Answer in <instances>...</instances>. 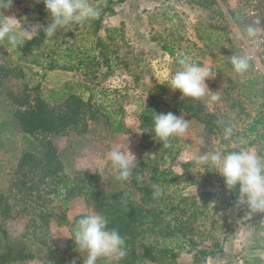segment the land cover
Masks as SVG:
<instances>
[{
    "label": "rangeland",
    "instance_id": "1",
    "mask_svg": "<svg viewBox=\"0 0 264 264\" xmlns=\"http://www.w3.org/2000/svg\"><path fill=\"white\" fill-rule=\"evenodd\" d=\"M90 3L100 10L97 18L58 31L51 41L40 31L18 49L0 42V108L3 101L11 102L7 92L32 104L35 97L48 101L50 91L74 93L83 101L89 97L100 107L91 112L93 118L84 114V129H66L52 139L62 175L74 181L61 190L60 197L50 194L46 180L37 182L29 176L25 186L37 182L38 192L24 203L10 199L11 210L4 220L0 210V224L9 239L26 229L31 239L27 243L31 259L7 264H53L56 259L58 264L74 260L83 264L73 241L66 239L70 232L61 219L72 222L96 211L97 203L111 201V195L128 197L144 210L155 208L160 198L170 204L168 212L156 211L163 233L155 238L146 232L130 246L135 254L140 253V245L150 244L170 246L176 264H264V213L250 217L246 208H237L216 170H198L189 159V153L197 149L201 154L251 149L264 157V58L257 70L250 63L243 75L231 70L228 59L242 54L240 45L249 38L241 39L237 32L249 25L257 29L255 38L264 57V0ZM0 14L14 16L22 29L49 23L43 3L34 0H13ZM197 24L211 25L217 39L210 45L198 41L197 47L189 45ZM163 46L172 51L171 57L161 50ZM179 54L210 70L205 83L210 93L218 92V100L211 101L210 94L201 100L180 98L178 91L163 85L179 67ZM77 60L81 66H76ZM49 62L54 67L50 71L45 66ZM77 81L89 84L90 91L74 89ZM35 85L38 89H33ZM160 86L161 91H156ZM102 107L110 113V120L126 129L124 134H113L104 126ZM151 108L156 114L172 112L189 121L185 135L174 138L168 148L152 137H142L146 129L139 127V114ZM226 127L232 128L229 140L223 139ZM116 145H128L136 156L137 167L128 181L117 180L107 160ZM20 151L17 137H0V189L9 187L12 194L17 193L12 186L23 180L12 175ZM153 185L160 187L159 196L154 195ZM15 199L19 201V196ZM200 252L209 254L203 257ZM97 264L109 262L99 260Z\"/></svg>",
    "mask_w": 264,
    "mask_h": 264
},
{
    "label": "trees",
    "instance_id": "2",
    "mask_svg": "<svg viewBox=\"0 0 264 264\" xmlns=\"http://www.w3.org/2000/svg\"><path fill=\"white\" fill-rule=\"evenodd\" d=\"M123 1L116 0V2ZM215 30L211 25L197 24L194 29L195 38L202 44L210 45L217 39V36L213 33ZM4 43L7 45V41ZM161 50L169 57L172 56L169 47L163 46ZM79 65L81 66L82 62L77 60L76 66ZM45 66H47L48 71L54 68L50 62ZM0 71H3L2 67H0ZM19 73V76H22V72ZM2 76L0 75V77ZM89 86L86 82L77 81L74 89L81 87L82 91H90ZM33 89H38V85L33 86ZM155 90L161 91V86L156 87ZM102 92L100 89L99 93ZM6 95L11 97L12 103L10 100L3 101L4 106L0 108V137L3 136L6 139L17 137L22 151L18 155L12 175L14 174L16 178L23 180L12 186L15 188L16 194H12V189L9 187L6 190L0 189V210L3 217L5 216L1 220L9 216L11 207L8 201L10 202V199H13L15 202L24 203L31 194L38 192L37 182L46 180L49 192L54 198L60 197L61 190L74 182L73 180H67L62 175L61 160L52 139L66 129L76 131L78 126L84 129V114H90V118H93L91 112L100 108L91 103L89 97L83 101L79 95L77 96L74 93L65 94L59 91H50L49 96L51 97L48 101H42L35 97L31 100L32 104L27 103L25 97H18L9 92ZM149 98H152V95L149 94ZM21 106L25 107L22 111ZM102 109L105 116L104 126H107L113 134H124L126 129L123 128L121 123L115 119L110 120L111 116L106 111V107H102ZM153 113H155V109L151 108L142 110L139 114V127L146 129L142 133V137L146 140L153 136ZM173 141L174 139L171 142ZM155 172L153 171L152 175H155ZM29 176L36 178L38 181L25 186L24 180L30 179ZM17 195L19 201L15 199ZM110 199L111 201L104 199L102 203H97L98 209L96 211L108 219L109 229H117L125 239L126 256L121 264H176L172 259L170 246L158 248L154 245L142 244L139 247L141 249L140 253L135 254L130 251V246L138 238H143L146 232H149L155 238L163 233L164 226H162L159 217L156 216V211L159 212L160 208L169 211L170 204L168 205L165 199L160 198L157 200L156 210L155 208L144 210L138 205H134L128 197L122 195L117 197L111 195ZM229 200L236 201L235 192H229ZM76 220L78 219L75 218L74 221L68 222L62 217L61 223L67 226L71 234ZM28 234V229H26L19 237L9 239L5 228L0 224V264L31 259V255L27 251V243L31 242V239H28ZM31 235L35 236V233L32 231ZM172 239L173 241L178 240L175 235ZM69 248L70 246L66 247L67 250ZM55 251L57 250L55 249ZM200 254L205 257L209 253L200 252ZM42 264L50 263L45 262ZM53 264H58V260L56 259Z\"/></svg>",
    "mask_w": 264,
    "mask_h": 264
},
{
    "label": "clouds",
    "instance_id": "3",
    "mask_svg": "<svg viewBox=\"0 0 264 264\" xmlns=\"http://www.w3.org/2000/svg\"><path fill=\"white\" fill-rule=\"evenodd\" d=\"M43 3L48 13L47 26L35 24L27 29L21 28V22L14 16L0 14V42L7 41L12 49H18L27 41L35 38L43 31L45 39L51 41L58 31L73 24H83L100 15V10L94 7L90 0H34ZM13 0H0V9L12 6ZM257 29L251 25L243 31L238 30L241 38H254ZM231 70L238 75L245 74L250 67L251 56L245 54H232L228 57ZM179 65L166 84L173 92L178 91L180 98L201 100L206 95L211 101L219 99L218 92L210 93L205 83L209 80L210 70L191 61V58L179 54L176 60ZM211 101L209 107H211ZM222 123V122H221ZM189 121L182 115L168 113H153L152 138L164 148L171 146L174 138L185 135ZM232 128L226 127L223 139L229 140ZM191 147V146H189ZM189 159L198 170L213 168L216 174L223 178L227 191L236 193L235 205L237 208H246L247 214L264 213V157L259 156L251 149H241L222 153L220 151H205L199 149L189 153ZM107 160L119 181H128L132 171L137 167L135 154L129 146H114L107 153ZM154 195L159 196L161 189L153 185ZM108 219L97 211H90L75 221L71 239L75 251L82 257L83 264H97L99 260L108 261L109 264H118L126 256L125 239L117 229H109ZM75 264V260L72 262Z\"/></svg>",
    "mask_w": 264,
    "mask_h": 264
},
{
    "label": "built area",
    "instance_id": "4",
    "mask_svg": "<svg viewBox=\"0 0 264 264\" xmlns=\"http://www.w3.org/2000/svg\"><path fill=\"white\" fill-rule=\"evenodd\" d=\"M260 42L258 38H249L244 43L240 45V50L242 54H249L251 56L250 63H252L253 70L258 69L259 60H263L264 57L261 55Z\"/></svg>",
    "mask_w": 264,
    "mask_h": 264
},
{
    "label": "crops",
    "instance_id": "5",
    "mask_svg": "<svg viewBox=\"0 0 264 264\" xmlns=\"http://www.w3.org/2000/svg\"><path fill=\"white\" fill-rule=\"evenodd\" d=\"M196 38H194V39H190V42H189V45H191V46H195V47H197L196 45H195V41H197V40H195ZM200 65V64H199Z\"/></svg>",
    "mask_w": 264,
    "mask_h": 264
}]
</instances>
